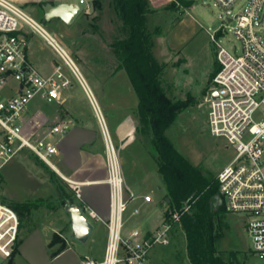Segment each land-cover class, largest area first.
<instances>
[{
	"label": "rangeland",
	"instance_id": "obj_1",
	"mask_svg": "<svg viewBox=\"0 0 264 264\" xmlns=\"http://www.w3.org/2000/svg\"><path fill=\"white\" fill-rule=\"evenodd\" d=\"M13 1L39 21L69 53L108 124L113 118L109 116L112 113L111 103L127 104L136 113L138 98L126 72H117L120 71L119 62L110 47L111 42L120 36V21L109 0L102 11L95 9L91 14H82L72 25L58 18L44 22L42 0ZM189 1L194 2L192 7L180 6L176 10L169 8L171 0L160 2L156 5L157 12L147 17V29L153 34V54L165 66L161 80L168 94L175 101H190V107L179 116L168 133L184 156L205 175L217 180L218 174L234 158L235 151L226 140L212 136L208 127L209 99L213 89L211 76L218 66V48L211 35L224 25L228 26L226 30L229 32L231 26L219 18L223 11L215 0ZM247 3L248 0H239L236 12L246 7ZM29 39L34 68L42 76H49L60 64L73 85L66 91L70 98L67 110L56 104L35 101L31 111L36 113L39 110V113L32 117L30 127L46 129L65 119L71 123H99L83 88L54 50L37 35L29 36ZM218 40L229 50L239 49V42L230 33ZM95 79L104 86L102 97ZM112 92L119 95H111ZM118 107L114 105V111ZM62 139L57 137L56 141ZM149 158L155 169L154 160ZM54 162L62 171L58 160ZM58 187H62L75 202L72 185L28 151L22 152L3 169L0 202L13 209L20 222L12 256L5 264H78L84 258L103 257L108 234L106 226L86 215L95 231L87 243L78 241L72 233L70 218L61 203ZM147 211V207L141 208L140 215L129 223L128 230L143 229L161 216V211L155 210V207L150 213ZM222 223L223 231L218 243L221 255L234 251L242 263L260 264L261 260L252 253V242L242 220L225 213ZM64 244L65 250L62 249ZM145 264H191L185 234L178 225L171 245L155 247Z\"/></svg>",
	"mask_w": 264,
	"mask_h": 264
},
{
	"label": "built area",
	"instance_id": "obj_2",
	"mask_svg": "<svg viewBox=\"0 0 264 264\" xmlns=\"http://www.w3.org/2000/svg\"><path fill=\"white\" fill-rule=\"evenodd\" d=\"M101 1L104 0H42L45 4L81 7L83 15L91 14ZM215 1L223 11L222 19L231 27L227 32L228 26L224 25L211 35L218 48L219 70L213 78L211 96L216 92L218 97L210 96L208 127L212 136L226 140L235 151L234 158L218 174L219 193L226 213L242 220L252 242V253L264 264V0H248L239 12V0ZM228 33L239 42V49L221 45L218 38ZM35 35L54 50L83 88L104 139L109 218L104 220L90 207H81L85 217L89 215L106 226L107 243L101 259L84 258L78 264H145L155 247L171 245L172 232L189 207L182 213L167 209L169 218L165 217L163 224L150 233H125V215L136 196L127 190L119 149L100 105L69 53L13 0H0V175L18 155L28 151L72 185L54 162L61 160L56 138L69 133L71 122L64 120L46 129L31 128L29 124L35 101L62 108L68 100L66 91L73 87L60 64L49 76H42L34 68L29 36ZM74 191L81 199V192ZM144 201L150 203L153 199L146 196ZM139 212L134 210L133 215ZM19 226L17 213L0 202V264L10 260Z\"/></svg>",
	"mask_w": 264,
	"mask_h": 264
},
{
	"label": "trees",
	"instance_id": "obj_3",
	"mask_svg": "<svg viewBox=\"0 0 264 264\" xmlns=\"http://www.w3.org/2000/svg\"><path fill=\"white\" fill-rule=\"evenodd\" d=\"M106 1L99 2L96 9L102 11ZM109 1L120 21V36L111 42L110 47L119 62L118 69L126 72L138 98L137 133L148 148L165 188L162 203L178 213L189 207L178 226L185 234L190 263L244 264L237 252L230 251L225 256L219 252L222 217L226 210L217 180L205 175L184 156L168 133L179 116L190 107V101H175L161 80L165 66L153 54V34L147 29V17L157 10L150 0ZM44 5L42 2L41 6ZM193 5V1L174 0L169 8L176 10L180 6L190 8ZM218 70L216 66L212 78ZM58 191L64 207L75 204L74 198L62 187H58ZM165 217L169 218L168 213ZM62 249H66L65 244Z\"/></svg>",
	"mask_w": 264,
	"mask_h": 264
},
{
	"label": "crops",
	"instance_id": "obj_4",
	"mask_svg": "<svg viewBox=\"0 0 264 264\" xmlns=\"http://www.w3.org/2000/svg\"><path fill=\"white\" fill-rule=\"evenodd\" d=\"M150 1L152 6L156 9V5L166 0ZM171 2L173 1L171 0ZM121 71L122 70L117 72ZM118 76L120 77V74ZM95 82L101 91V97L104 96L105 91L102 82L100 84L97 79H95ZM111 95L118 96L119 94L112 92ZM66 96L68 98L67 103L62 107L65 110H67L70 105V98L68 95ZM118 103L119 102L114 103L115 106H119V109L116 111H114L113 103L110 104L112 113H110L109 116L113 118H110V123L108 125L119 149L127 190L136 196V199L130 203L129 210L125 215V233L130 234L133 230L150 233L160 227L164 222L167 206L162 203V200L165 197L166 191L157 169H153L151 166L149 158V156L151 157L150 152L148 148L143 145V141L137 133L136 113L133 109H130L127 104L118 105ZM37 113H39V110L33 114ZM114 113L118 115H114ZM65 120L69 121V119ZM70 124L71 130L59 142L61 151V160L59 164L62 167L60 173L72 183L73 189H78L81 192V199H78L75 193V204L79 206H88L101 218L107 220L110 215V190L106 183L107 167L105 146L100 125L99 123ZM146 164L148 168H146ZM146 196H151L153 201L150 203L145 202L144 197ZM144 207H147V212L149 213L155 207V210L161 211V216L157 221H153L143 229L133 228L132 230H128L129 223L133 221L136 216L140 215L134 216L133 211L139 210L141 212V208L143 209Z\"/></svg>",
	"mask_w": 264,
	"mask_h": 264
},
{
	"label": "water",
	"instance_id": "obj_5",
	"mask_svg": "<svg viewBox=\"0 0 264 264\" xmlns=\"http://www.w3.org/2000/svg\"><path fill=\"white\" fill-rule=\"evenodd\" d=\"M44 20L46 22L52 19L58 18L68 25H72L77 21V19L82 15V8L73 5L59 4L53 5L47 3L42 7ZM227 16H225L226 18ZM219 18H223L220 14ZM218 94L215 92L212 94L211 98L216 99ZM66 213L71 218L72 232L74 237L82 242L87 243L93 235L94 226L85 217V212L81 206L78 204H68L65 206Z\"/></svg>",
	"mask_w": 264,
	"mask_h": 264
}]
</instances>
